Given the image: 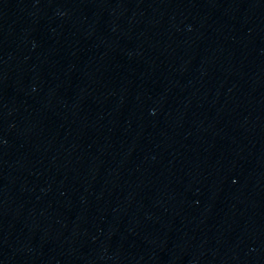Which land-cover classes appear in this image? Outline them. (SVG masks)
<instances>
[{
	"label": "water",
	"instance_id": "95a60500",
	"mask_svg": "<svg viewBox=\"0 0 264 264\" xmlns=\"http://www.w3.org/2000/svg\"><path fill=\"white\" fill-rule=\"evenodd\" d=\"M0 264H264V0H0Z\"/></svg>",
	"mask_w": 264,
	"mask_h": 264
}]
</instances>
